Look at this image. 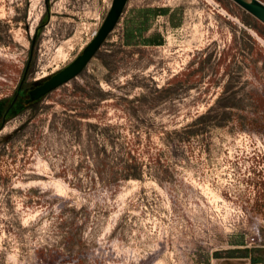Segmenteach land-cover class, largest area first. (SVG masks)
<instances>
[{
	"label": "rangeland",
	"instance_id": "374dc122",
	"mask_svg": "<svg viewBox=\"0 0 264 264\" xmlns=\"http://www.w3.org/2000/svg\"><path fill=\"white\" fill-rule=\"evenodd\" d=\"M112 2L0 0V117L24 86L0 127V264H212L264 236V24L233 0H133L161 46L109 39L24 103Z\"/></svg>",
	"mask_w": 264,
	"mask_h": 264
},
{
	"label": "water",
	"instance_id": "95a60500",
	"mask_svg": "<svg viewBox=\"0 0 264 264\" xmlns=\"http://www.w3.org/2000/svg\"><path fill=\"white\" fill-rule=\"evenodd\" d=\"M129 0H113L110 10L108 11L102 25L97 31L94 38L83 49V52L68 66L53 76L45 80L42 84L37 85L28 91L26 104L37 101L46 96L51 91L75 79L84 72L89 63L97 56L110 35L118 26L122 14ZM248 13L256 17L264 24V3L260 0H233ZM15 101V100H14Z\"/></svg>",
	"mask_w": 264,
	"mask_h": 264
},
{
	"label": "crops",
	"instance_id": "0c3cea01",
	"mask_svg": "<svg viewBox=\"0 0 264 264\" xmlns=\"http://www.w3.org/2000/svg\"><path fill=\"white\" fill-rule=\"evenodd\" d=\"M161 13H165V10H155L156 15ZM150 16V10L139 9V15L136 17V6L133 5V0H129L118 26L109 39L114 41L115 37L119 43L127 48L161 46L163 43L162 36L157 34L151 36L150 34L151 29L148 28ZM228 249L233 251L228 257L213 258L212 264H264V248H248L246 239L243 242L234 240Z\"/></svg>",
	"mask_w": 264,
	"mask_h": 264
},
{
	"label": "flooded vegetation",
	"instance_id": "af4514ba",
	"mask_svg": "<svg viewBox=\"0 0 264 264\" xmlns=\"http://www.w3.org/2000/svg\"><path fill=\"white\" fill-rule=\"evenodd\" d=\"M40 85V84H39ZM23 88H24V86H23V84L19 87V90H18V92H16V94H15V98H14V100L15 101H13L12 103H10L9 104V106L7 107V109H5L4 110V112H3V114L1 115V117H0V127H2L3 125H4V123L6 122V119H7V117H8V115H9V113L11 112V110H12V108L15 106V104H16V102H17V100L19 99V97H20V95H21V93H22V91H23ZM28 98V94H27V96L25 97V99H24V103H25V100ZM35 102V101H34ZM34 102H32V103H34ZM32 103H29V104H26V105H30V104H32Z\"/></svg>",
	"mask_w": 264,
	"mask_h": 264
},
{
	"label": "built area",
	"instance_id": "2783aa9c",
	"mask_svg": "<svg viewBox=\"0 0 264 264\" xmlns=\"http://www.w3.org/2000/svg\"><path fill=\"white\" fill-rule=\"evenodd\" d=\"M248 248H264V236L260 232L250 234L247 237Z\"/></svg>",
	"mask_w": 264,
	"mask_h": 264
},
{
	"label": "trees",
	"instance_id": "16d2710c",
	"mask_svg": "<svg viewBox=\"0 0 264 264\" xmlns=\"http://www.w3.org/2000/svg\"><path fill=\"white\" fill-rule=\"evenodd\" d=\"M49 12L47 11L46 13H45V15H44V18L45 17H47L49 14H48ZM42 22V21H41ZM38 31H39V27H38ZM121 46H123L121 43H119ZM105 45V44H104ZM124 47V46H123ZM103 50L101 49L100 50V54L98 53V55L96 56V57H98V59H100V60H103Z\"/></svg>",
	"mask_w": 264,
	"mask_h": 264
}]
</instances>
